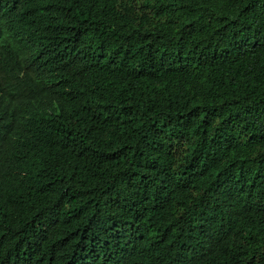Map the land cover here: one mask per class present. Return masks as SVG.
I'll return each instance as SVG.
<instances>
[{
    "label": "trees",
    "instance_id": "1",
    "mask_svg": "<svg viewBox=\"0 0 264 264\" xmlns=\"http://www.w3.org/2000/svg\"><path fill=\"white\" fill-rule=\"evenodd\" d=\"M0 264H264V0H0Z\"/></svg>",
    "mask_w": 264,
    "mask_h": 264
},
{
    "label": "clouds",
    "instance_id": "2",
    "mask_svg": "<svg viewBox=\"0 0 264 264\" xmlns=\"http://www.w3.org/2000/svg\"><path fill=\"white\" fill-rule=\"evenodd\" d=\"M53 1L42 2L40 4L32 5V6H22L23 10L27 11L36 24H41L47 20H49V16L47 11L50 7V4ZM12 34V42L13 46L15 43L16 35L20 33H24L21 29H9Z\"/></svg>",
    "mask_w": 264,
    "mask_h": 264
}]
</instances>
